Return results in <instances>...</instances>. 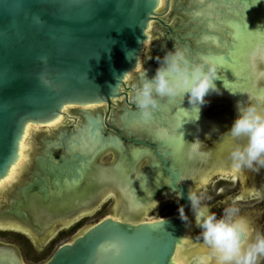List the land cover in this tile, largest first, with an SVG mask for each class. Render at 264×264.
Here are the masks:
<instances>
[{"label":"flooded vegetation","instance_id":"af4514ba","mask_svg":"<svg viewBox=\"0 0 264 264\" xmlns=\"http://www.w3.org/2000/svg\"><path fill=\"white\" fill-rule=\"evenodd\" d=\"M159 1L139 66L120 95L69 105L59 119L30 125L21 164L0 192V264H45L60 245L105 219L138 223L178 215L179 186L188 192L215 179L220 193L229 167L225 133L237 102L264 93V0ZM175 43L217 59L219 92L206 95L198 115L187 93L162 99L145 121L130 99L133 87L143 72L154 75L155 58ZM245 74L254 80L247 90ZM252 174L241 171L240 190L251 186ZM186 215L194 217L190 206ZM18 238L38 252L35 260L25 261Z\"/></svg>","mask_w":264,"mask_h":264},{"label":"water","instance_id":"95a60500","mask_svg":"<svg viewBox=\"0 0 264 264\" xmlns=\"http://www.w3.org/2000/svg\"><path fill=\"white\" fill-rule=\"evenodd\" d=\"M159 2L0 0V192L21 164L30 125L59 119L69 105L120 95L139 66ZM179 189L186 213L188 192ZM185 226L179 215L163 223L105 219L60 245L45 264H177ZM101 244L115 249L101 253ZM192 245L206 246L199 236Z\"/></svg>","mask_w":264,"mask_h":264},{"label":"clouds","instance_id":"9594fccd","mask_svg":"<svg viewBox=\"0 0 264 264\" xmlns=\"http://www.w3.org/2000/svg\"><path fill=\"white\" fill-rule=\"evenodd\" d=\"M155 59L158 67L154 75L149 78L143 72L130 97L143 120L151 118L162 99L183 97L185 93L198 115L206 95L210 91L219 92L215 80L220 78L221 65L215 57L192 54L175 43L163 57ZM237 113L225 133L229 167L221 173V178L231 179L233 183L244 169L256 172L264 169V93L254 94L246 104L237 102ZM180 196L177 192V197ZM187 198L195 224L200 228L198 235L216 264H259L264 258V231L253 233L247 218L240 214L238 202L264 200V191L242 186L238 194L226 198L219 215L206 202L211 199L206 185L191 188ZM177 212L182 221H189L183 205L178 206ZM157 216L163 223L164 218Z\"/></svg>","mask_w":264,"mask_h":264},{"label":"rangeland","instance_id":"374dc122","mask_svg":"<svg viewBox=\"0 0 264 264\" xmlns=\"http://www.w3.org/2000/svg\"><path fill=\"white\" fill-rule=\"evenodd\" d=\"M254 80L253 77H250V74H245L243 76V87L244 90H247L248 87L253 86ZM252 172V171H251ZM251 177H254L251 179ZM211 182L209 185H206L207 187V195L211 197L210 200L206 201L211 210L215 211L218 215L221 213L222 208L224 206V201L227 197H234L237 193V191L240 190V182L237 180L235 183L231 181V179H221L219 184L221 185L220 193H217L214 191V181L215 179H211ZM250 181V182H249ZM249 184L251 186H255L262 191H264V169H261L259 172L253 171L252 176H250ZM200 185L205 184H198L195 187H199ZM249 186V185H248ZM238 206L240 208V214L244 217L248 216L247 220L249 223L250 228L253 230V233L256 230L264 231V200L256 201V200H243L238 202ZM153 217V216H152ZM197 234V233H196ZM194 234V236H196ZM5 241L8 239H14V237L9 235H2V237ZM195 239H193L190 243L194 242ZM18 245L20 246V251L22 253V257H24L25 261H32L36 259V255L38 252H36L30 245V243L23 238H18L17 241ZM200 247V246H199ZM203 249V246H201L199 249L196 250V253L193 254L191 257L190 264H197L195 260V256L201 255L203 253H206ZM200 251V252H199ZM204 251V252H202ZM208 253V252H207ZM193 262V263H192ZM259 264H264V258H262L259 261Z\"/></svg>","mask_w":264,"mask_h":264},{"label":"bare ground","instance_id":"6f19581e","mask_svg":"<svg viewBox=\"0 0 264 264\" xmlns=\"http://www.w3.org/2000/svg\"><path fill=\"white\" fill-rule=\"evenodd\" d=\"M188 218H189V221L186 223V226H185L184 237L182 239L181 244L177 245L175 253H174V257H173V260L177 264H190L192 260L191 257L193 256L194 253H196V250L201 247V246L197 247L196 245L191 246L190 242L193 239H195V236L193 234H194V230L196 229L197 225L195 224V218L193 216H189ZM193 260H195L197 264H216L215 259L210 255L209 252L203 253L198 256L196 255Z\"/></svg>","mask_w":264,"mask_h":264},{"label":"snow or ice","instance_id":"6c2138e0","mask_svg":"<svg viewBox=\"0 0 264 264\" xmlns=\"http://www.w3.org/2000/svg\"><path fill=\"white\" fill-rule=\"evenodd\" d=\"M220 59H221V61H223V59H225V58L221 57ZM109 249H115V245H111V244L104 245V244H101L100 247H99V251L101 253L106 252Z\"/></svg>","mask_w":264,"mask_h":264}]
</instances>
